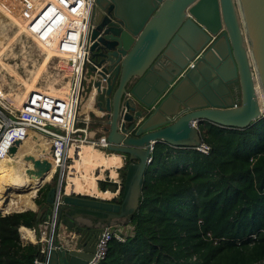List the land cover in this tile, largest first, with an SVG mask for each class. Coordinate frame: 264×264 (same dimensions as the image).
<instances>
[{
  "label": "water",
  "instance_id": "1",
  "mask_svg": "<svg viewBox=\"0 0 264 264\" xmlns=\"http://www.w3.org/2000/svg\"><path fill=\"white\" fill-rule=\"evenodd\" d=\"M88 38V86L106 149L125 155L123 180L117 204L61 196L55 228L66 232L37 253L45 264H84L101 225L129 218L155 142L194 147L202 120L244 128L260 117L257 92L264 98V0H94ZM24 158L30 175L50 166Z\"/></svg>",
  "mask_w": 264,
  "mask_h": 264
},
{
  "label": "trees",
  "instance_id": "2",
  "mask_svg": "<svg viewBox=\"0 0 264 264\" xmlns=\"http://www.w3.org/2000/svg\"><path fill=\"white\" fill-rule=\"evenodd\" d=\"M197 129L206 153L153 144L137 207L121 219L129 229L95 264H264V116L244 128L202 120ZM49 186L36 191L37 207ZM46 208L38 218L31 209L0 214V264L32 263L39 243L17 228H34Z\"/></svg>",
  "mask_w": 264,
  "mask_h": 264
},
{
  "label": "built area",
  "instance_id": "3",
  "mask_svg": "<svg viewBox=\"0 0 264 264\" xmlns=\"http://www.w3.org/2000/svg\"><path fill=\"white\" fill-rule=\"evenodd\" d=\"M93 4L94 0H0V8L6 11L8 20L17 27L21 26L20 31L40 47L50 49L48 60L55 59L53 68L64 69L68 73L67 87L61 95L34 89L28 91L16 106L0 89V159L10 153V146L17 147L13 142L19 136L13 133L7 139L6 133L30 129L48 141L49 161L53 165L49 178L58 172L49 214L41 218L34 228H30L33 234V240L30 241L39 243L38 252L43 256L59 236L55 228L57 205L74 147L106 146L104 136L96 135L95 129L91 127L89 115L90 105L93 104V88H89L87 76V67L92 64L88 51L91 42L88 27ZM85 100L88 101L87 105H83ZM258 100L259 116L262 117L264 98L259 97ZM194 148L206 153L208 145L200 140ZM35 158L44 157L39 155ZM149 160L150 156L146 162ZM36 191L31 199L35 197ZM121 230L114 224H102L92 255L84 264H95L103 258L108 240L113 235L121 239L117 234ZM259 231L264 233V229ZM250 236L255 237L254 234ZM31 264H45V259L38 260L36 255Z\"/></svg>",
  "mask_w": 264,
  "mask_h": 264
},
{
  "label": "bare ground",
  "instance_id": "4",
  "mask_svg": "<svg viewBox=\"0 0 264 264\" xmlns=\"http://www.w3.org/2000/svg\"><path fill=\"white\" fill-rule=\"evenodd\" d=\"M4 11V9H0V14L4 18H7L8 15ZM65 89H59L60 95ZM257 97H262L259 91L257 92ZM16 130L14 134L19 136L16 138L18 142L16 149L0 159V212L32 208L33 201L30 197L34 195L39 185L49 179L50 173L53 170L48 152V141L32 130ZM12 131L6 133L7 139L11 138ZM25 155H31L32 157L41 155L48 160L50 166L40 176L27 174L25 170L31 167V162L24 158ZM91 163L93 164V161L91 162L88 154H83L80 146L74 147L72 157L68 163L69 172L66 176V191L72 189L73 191H85L89 194L91 192L99 193L96 192V188L94 187V175L86 172L87 166H93L90 165ZM19 234L22 238L33 240L31 229L22 226L19 228Z\"/></svg>",
  "mask_w": 264,
  "mask_h": 264
},
{
  "label": "crops",
  "instance_id": "5",
  "mask_svg": "<svg viewBox=\"0 0 264 264\" xmlns=\"http://www.w3.org/2000/svg\"><path fill=\"white\" fill-rule=\"evenodd\" d=\"M19 27L21 30V26H19ZM17 36H18V32L13 34V36L7 38V41L5 42L6 45H5L4 49H0V55L2 54V52L6 48H8L16 40ZM1 46H3V45H1ZM40 50L43 52V57H42L41 61L39 62V64L37 65V67L35 68V70L32 71L29 79L23 78L15 70H13L9 65L7 66L8 71H10V75L12 77H14V79H16L15 74H18V77H17L18 79H16V80L23 87V89L18 94L19 99L16 102L17 104H19L20 100L24 97V95L28 91L34 90V89L41 90L40 87H38L34 83H36V81L40 75V72L42 71V69L46 65L48 59L50 58L51 53H50V49L45 48V47H41ZM66 85H63L62 87H59V88H56L53 86H48L46 89H44V91H46L48 93H53L54 95H60L59 89L66 88L67 87ZM11 101H12V98H11ZM87 103H88V101L85 100L83 102V105L84 104L87 105ZM90 106L91 107L89 109V115L91 118V127L93 129H95L96 135H103V132L101 131V125L98 122L99 115L101 113L97 110V108L93 104ZM81 148H82L83 154H86V155L88 154V157H90L91 162L93 161V164L92 163L90 164L93 166H87L86 172L92 173L94 175V187L96 188V192H99L100 194L95 193V192H91L89 194L88 192H85V191H73L72 189L66 191V189H65L66 176L68 175V172H69V167H67L66 174H65V180H64V184H63L62 195L72 197L75 199H81V200H91V201L96 200V201H101L104 203H110L112 205L117 204L118 199H119L121 185H122V180H123V172H124V167H125V155L121 152L108 150V149H106V147L84 145V146H81ZM113 154H115V155H113ZM114 157H115V159H114ZM47 184H50V183H47ZM33 205H34L33 210H35V208L37 206L34 204V202H33ZM46 209H47L46 211L49 212L50 206L48 205ZM121 219H124V218L116 219V221H115V219H113L109 223L114 224V227L127 230L129 228L128 227L129 225L126 224L125 222H122ZM20 227H22V226H19V228ZM19 228H17L18 232H19ZM25 228H27V227H25ZM28 229H30V228H28ZM63 231H64V229L60 225L58 227V232L60 233ZM64 232H66V231H64ZM19 238L30 241L29 239L20 237V234H19Z\"/></svg>",
  "mask_w": 264,
  "mask_h": 264
},
{
  "label": "rangeland",
  "instance_id": "6",
  "mask_svg": "<svg viewBox=\"0 0 264 264\" xmlns=\"http://www.w3.org/2000/svg\"><path fill=\"white\" fill-rule=\"evenodd\" d=\"M16 32H18L16 40L0 55V89L6 93L9 101H11L12 98L11 103L13 106L17 105L16 102L19 99L18 94L23 89V87L16 80L18 79V74L25 79H29L32 71L35 70L43 57V52L40 50L41 47L38 44L24 35L20 31L19 27L14 25L7 18L4 19L2 17H0V49H4L7 38L13 36V34H15ZM54 62V58L48 60V62L40 72L36 83H34L38 87H40L41 90L46 89L48 86L59 88L67 84L66 80L68 79V73H66L64 69L57 70L53 68ZM8 65L18 73L15 74L16 79H14V77L10 75V71H8L7 67ZM16 131L17 130L12 131L11 135ZM48 180L44 181V183H50L51 185L56 184L58 180V172H55ZM46 214L48 215L49 212H47ZM122 231H126V229H122ZM21 240L28 241L25 239Z\"/></svg>",
  "mask_w": 264,
  "mask_h": 264
},
{
  "label": "clouds",
  "instance_id": "7",
  "mask_svg": "<svg viewBox=\"0 0 264 264\" xmlns=\"http://www.w3.org/2000/svg\"><path fill=\"white\" fill-rule=\"evenodd\" d=\"M41 187V186H40ZM50 206V205H49ZM18 230V229H17Z\"/></svg>",
  "mask_w": 264,
  "mask_h": 264
},
{
  "label": "flooded vegetation",
  "instance_id": "8",
  "mask_svg": "<svg viewBox=\"0 0 264 264\" xmlns=\"http://www.w3.org/2000/svg\"><path fill=\"white\" fill-rule=\"evenodd\" d=\"M108 43H110V42H108Z\"/></svg>",
  "mask_w": 264,
  "mask_h": 264
}]
</instances>
